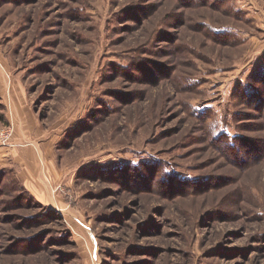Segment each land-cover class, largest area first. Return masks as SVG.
I'll use <instances>...</instances> for the list:
<instances>
[{"label":"rangeland","instance_id":"1","mask_svg":"<svg viewBox=\"0 0 264 264\" xmlns=\"http://www.w3.org/2000/svg\"><path fill=\"white\" fill-rule=\"evenodd\" d=\"M0 71V264H264V0H0Z\"/></svg>","mask_w":264,"mask_h":264},{"label":"crops","instance_id":"2","mask_svg":"<svg viewBox=\"0 0 264 264\" xmlns=\"http://www.w3.org/2000/svg\"><path fill=\"white\" fill-rule=\"evenodd\" d=\"M0 87L4 96L8 98L12 110L10 115L14 120L12 123L17 127L15 142L27 144L15 153L10 151L5 154L3 151L4 156L6 155L7 158L8 155L11 156L13 164L15 163L21 169V174L27 173L30 179L49 173L50 168L43 154L45 152L43 143L40 144L38 141L40 125L37 116L24 100L22 89L15 81L13 82L9 74L3 71H0Z\"/></svg>","mask_w":264,"mask_h":264},{"label":"built area","instance_id":"3","mask_svg":"<svg viewBox=\"0 0 264 264\" xmlns=\"http://www.w3.org/2000/svg\"><path fill=\"white\" fill-rule=\"evenodd\" d=\"M13 137L12 128L0 129V146L7 145Z\"/></svg>","mask_w":264,"mask_h":264}]
</instances>
